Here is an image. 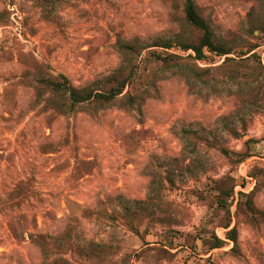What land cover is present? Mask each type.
I'll return each mask as SVG.
<instances>
[{
  "label": "rangeland",
  "instance_id": "obj_1",
  "mask_svg": "<svg viewBox=\"0 0 264 264\" xmlns=\"http://www.w3.org/2000/svg\"><path fill=\"white\" fill-rule=\"evenodd\" d=\"M192 2L229 55L180 48L184 0H0V264H264V0ZM118 70L120 97L70 112L39 83Z\"/></svg>",
  "mask_w": 264,
  "mask_h": 264
},
{
  "label": "trees",
  "instance_id": "obj_2",
  "mask_svg": "<svg viewBox=\"0 0 264 264\" xmlns=\"http://www.w3.org/2000/svg\"><path fill=\"white\" fill-rule=\"evenodd\" d=\"M184 16L188 25L199 31L200 36L197 41L187 42L181 45L180 48L184 51L190 50L193 53V56H189L193 61H206L208 59L207 54H211L218 57H224L230 54L231 49L227 47L224 43H219L214 38L213 33L210 31L209 26L205 20L198 15L195 9V5L192 0H184ZM120 50L126 54H135L139 50L135 44H120ZM155 47L169 49L171 44L164 42L153 45ZM158 60L162 63V66L165 68L178 69L182 71L183 78H185L186 83L191 87L190 83L195 82L201 85H207L211 81L209 77L208 69H200L193 64L170 62L168 59L158 57ZM227 60V58H226ZM186 64V65H184ZM188 65V66H187ZM186 67V68H183ZM123 71L118 70L114 74L105 77L103 81L99 84L98 90L92 87L84 88H75L72 87L63 75H58L55 78H45L42 79L39 83L42 87L48 88L52 92L64 95L66 97V103L68 107L66 108L68 112L72 111L75 107L95 103L98 105H109L113 103L118 97H120L128 85L129 76H123ZM99 83V82H98ZM246 83V82H245ZM101 89V90H100ZM100 90V91H99ZM243 88L239 87V91L236 93L237 98L241 103L246 104L250 99V94L245 95L242 92ZM123 105L129 109H134L137 105V99L135 96L127 95L122 96ZM65 109H61L63 112ZM65 112V111H64ZM232 135H236V131L229 130ZM189 135V134H187ZM221 153L225 157H229L228 151L221 149ZM237 163H241L248 155H237ZM226 197H232V190L230 193L226 194ZM225 202L223 200L217 201V205L220 208H225ZM248 209L255 213L253 206L248 205ZM262 220H264V214H260ZM227 239L233 243L232 251L236 250L237 247V237L235 229H231L226 234Z\"/></svg>",
  "mask_w": 264,
  "mask_h": 264
}]
</instances>
